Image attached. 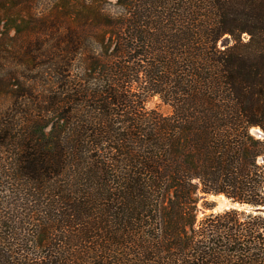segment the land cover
<instances>
[{
	"label": "trees",
	"instance_id": "16d2710c",
	"mask_svg": "<svg viewBox=\"0 0 264 264\" xmlns=\"http://www.w3.org/2000/svg\"><path fill=\"white\" fill-rule=\"evenodd\" d=\"M254 129L264 0H0V264H264Z\"/></svg>",
	"mask_w": 264,
	"mask_h": 264
},
{
	"label": "rangeland",
	"instance_id": "374dc122",
	"mask_svg": "<svg viewBox=\"0 0 264 264\" xmlns=\"http://www.w3.org/2000/svg\"><path fill=\"white\" fill-rule=\"evenodd\" d=\"M14 33V32H13ZM12 33V34H13ZM152 107L156 106V101H154L152 104H151ZM163 110L164 111H167L168 109L166 107H163ZM203 201H201V203L199 204V216L200 217H203L205 214L207 213H210V212H219V211H222L224 209H227V208H230L229 207V200L226 199L225 197L221 196V197H216V196H211L208 198V201L209 202H212L215 204V207L213 210H210V209H206L204 204H203Z\"/></svg>",
	"mask_w": 264,
	"mask_h": 264
},
{
	"label": "water",
	"instance_id": "95a60500",
	"mask_svg": "<svg viewBox=\"0 0 264 264\" xmlns=\"http://www.w3.org/2000/svg\"><path fill=\"white\" fill-rule=\"evenodd\" d=\"M253 131L259 137L264 138V132L261 129H254ZM229 204H230L229 207L245 208V207L241 206L240 204H235L231 201H229ZM248 210H254L255 212H261L264 214V207H253V206H251V207H248Z\"/></svg>",
	"mask_w": 264,
	"mask_h": 264
}]
</instances>
